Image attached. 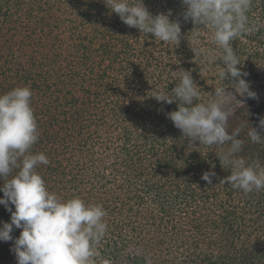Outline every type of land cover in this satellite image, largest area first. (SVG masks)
<instances>
[{
  "label": "trees",
  "instance_id": "1",
  "mask_svg": "<svg viewBox=\"0 0 264 264\" xmlns=\"http://www.w3.org/2000/svg\"><path fill=\"white\" fill-rule=\"evenodd\" d=\"M143 2L153 15L171 10L179 45L127 26L105 0H0V95L31 88L39 139L30 152L49 158L37 168L48 190L105 209L94 264H264V190L222 183L231 166L217 154L230 145L190 143L166 116L178 103L152 97L171 93L184 70L200 90L195 103L214 100L216 87L238 94L206 55L222 52L214 30L185 21L182 0ZM248 16L251 31L232 46L257 98L227 96L228 131L240 129L237 157L264 165V137H248L252 127L264 135V0ZM4 222L11 213L0 205ZM13 246L0 241V264H17Z\"/></svg>",
  "mask_w": 264,
  "mask_h": 264
},
{
  "label": "clouds",
  "instance_id": "2",
  "mask_svg": "<svg viewBox=\"0 0 264 264\" xmlns=\"http://www.w3.org/2000/svg\"><path fill=\"white\" fill-rule=\"evenodd\" d=\"M105 3L127 26L179 45L181 23L170 18L171 10L153 15L143 0H105ZM252 3L253 0H182L185 6L182 15L185 21L190 19L194 25L214 30V43L222 52L206 55L211 63L219 60L224 65L218 73L220 80L231 77L236 93L255 99L257 93L245 79L248 73L238 67L242 62L232 46L233 40L251 31L248 13ZM199 28L193 30L195 35H199L196 31ZM192 49L196 55L198 50ZM226 89L216 87L214 100L195 103L200 98V90L192 73L184 70L171 93L154 91L152 97L169 104L178 103V110L166 116L190 143L230 145L217 154L222 166H231V174L221 180L222 183L231 184L244 193L259 192L264 190V165L259 160L249 163L242 156L237 157L244 141L237 138L239 128L231 134L228 131L233 111L226 98L229 94L235 98L236 95ZM32 96L29 86H18L0 95V178L5 180L13 169H18L17 174L0 187L4 194L0 205L11 213V222L0 226V241L14 240L12 251L17 264H94L96 246L107 231L104 220L107 213L100 204H86L79 197L63 200L48 190L37 168L48 165L49 158L43 152H30L39 139ZM259 128L264 129V117L259 120ZM248 137L254 143H261L264 135L252 127ZM215 176V171H206L201 179L212 184ZM14 228L22 229L16 238L12 236Z\"/></svg>",
  "mask_w": 264,
  "mask_h": 264
},
{
  "label": "rangeland",
  "instance_id": "3",
  "mask_svg": "<svg viewBox=\"0 0 264 264\" xmlns=\"http://www.w3.org/2000/svg\"><path fill=\"white\" fill-rule=\"evenodd\" d=\"M236 96L238 97V99H239V95L238 94H236ZM77 183V182H76Z\"/></svg>",
  "mask_w": 264,
  "mask_h": 264
}]
</instances>
